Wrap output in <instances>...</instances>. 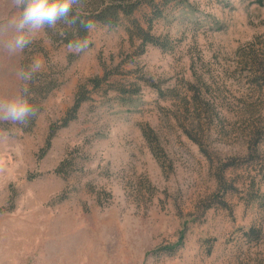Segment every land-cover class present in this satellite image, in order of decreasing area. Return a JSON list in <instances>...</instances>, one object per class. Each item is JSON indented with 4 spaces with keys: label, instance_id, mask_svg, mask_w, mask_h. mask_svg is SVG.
Here are the masks:
<instances>
[{
    "label": "rangeland",
    "instance_id": "rangeland-1",
    "mask_svg": "<svg viewBox=\"0 0 264 264\" xmlns=\"http://www.w3.org/2000/svg\"><path fill=\"white\" fill-rule=\"evenodd\" d=\"M83 0L73 11L86 14ZM0 102V264H264V0H140L83 53L59 21L10 54Z\"/></svg>",
    "mask_w": 264,
    "mask_h": 264
},
{
    "label": "clouds",
    "instance_id": "clouds-1",
    "mask_svg": "<svg viewBox=\"0 0 264 264\" xmlns=\"http://www.w3.org/2000/svg\"><path fill=\"white\" fill-rule=\"evenodd\" d=\"M76 0H16L19 9L17 15L8 20L11 34L6 41V50L10 54L23 51L31 43V37L39 30L54 27L59 21L75 23L78 19L73 13ZM83 26L91 30L94 25L86 22ZM88 40L69 41L68 48L74 53H83L88 48ZM41 69V63L33 60L31 64L19 74L24 82L21 93L0 102V118L14 123H25L36 117L38 109L30 101L28 82Z\"/></svg>",
    "mask_w": 264,
    "mask_h": 264
},
{
    "label": "trees",
    "instance_id": "trees-1",
    "mask_svg": "<svg viewBox=\"0 0 264 264\" xmlns=\"http://www.w3.org/2000/svg\"><path fill=\"white\" fill-rule=\"evenodd\" d=\"M83 3L87 7L85 9L87 13L73 11L78 19L66 32L67 42L87 38L89 30L83 26L86 22L100 23L109 27L117 26L120 14L130 16L138 8L140 0H83Z\"/></svg>",
    "mask_w": 264,
    "mask_h": 264
}]
</instances>
